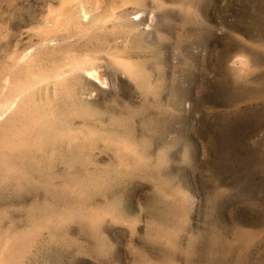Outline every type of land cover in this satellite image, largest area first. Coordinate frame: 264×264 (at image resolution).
<instances>
[{
	"label": "rangeland",
	"instance_id": "rangeland-1",
	"mask_svg": "<svg viewBox=\"0 0 264 264\" xmlns=\"http://www.w3.org/2000/svg\"><path fill=\"white\" fill-rule=\"evenodd\" d=\"M0 264H264V0H0Z\"/></svg>",
	"mask_w": 264,
	"mask_h": 264
}]
</instances>
